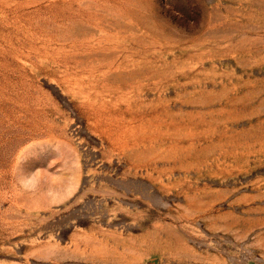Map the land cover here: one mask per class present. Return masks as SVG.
Returning <instances> with one entry per match:
<instances>
[{
  "label": "rangeland",
  "instance_id": "1",
  "mask_svg": "<svg viewBox=\"0 0 264 264\" xmlns=\"http://www.w3.org/2000/svg\"><path fill=\"white\" fill-rule=\"evenodd\" d=\"M0 264H264V0H0Z\"/></svg>",
  "mask_w": 264,
  "mask_h": 264
}]
</instances>
